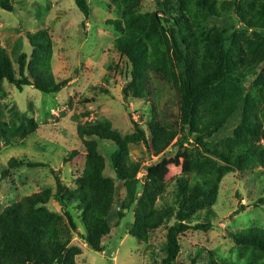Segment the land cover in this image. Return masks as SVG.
<instances>
[{
    "label": "rangeland",
    "instance_id": "1",
    "mask_svg": "<svg viewBox=\"0 0 264 264\" xmlns=\"http://www.w3.org/2000/svg\"><path fill=\"white\" fill-rule=\"evenodd\" d=\"M260 2L237 0L238 13L241 12L244 19L256 15ZM10 3L13 12L0 9V44L7 51L12 69L16 72L20 54L25 53L29 60L33 52L28 35L43 32L51 45L52 75L57 82L65 80L67 84L58 93L42 94L32 88L19 92L6 81L0 83V121L12 128L10 111L15 107L19 116L34 124L33 132H28L24 138H14L12 144L0 140V214L24 196L47 190L54 194L56 176L66 191L76 188L87 163L83 141L76 133L78 126L108 121L125 140L134 132L132 121L148 132L146 124L151 121L154 110L148 100H131L127 104L123 101L122 90L128 82L125 60L113 47V41L120 34L110 24L120 19L121 14L110 0H87L90 16L84 30L82 14L73 0H10ZM140 5V13L157 10L156 0H140ZM238 19L245 28V21L236 17ZM212 24L216 28L224 27L221 19H213ZM229 48L240 56V61L233 57V65L238 67L251 62L257 53H264V43L254 38L249 29H244L243 34L236 33ZM246 72L243 91L248 98L214 137L211 145L215 150L232 154L236 146L252 143L262 154L260 158L247 160L242 169L205 154L212 161L211 167L221 170L219 174H213L214 198L210 200L209 214L205 216V211L195 210L188 223L191 228L178 236L180 251L175 264H264V253L233 239L235 233L264 231V203L258 204V199L264 198V61L252 73L247 69ZM169 109L170 121H173L177 108L173 104ZM257 124L261 126H254ZM248 127L254 131H249ZM234 131H237L236 135ZM192 139L182 146L178 143L170 146L159 156H153L143 144L127 145L129 160L139 164L136 178L142 188L137 193L134 212L128 213L125 220H133L131 215L150 209L164 212L172 208L174 217L178 210V205L173 203L176 180L185 173L189 157L198 149ZM71 150H76L78 156L64 162ZM97 150L105 162L104 172L114 185L110 232L101 244L107 247L120 235L121 239L109 257L105 252H94L73 233L70 246L79 250L73 258L74 263L162 264L159 257L164 251L167 227L174 223V219L161 220L160 226L150 228L145 241L128 233L132 220L126 225L127 231L124 230L118 219L119 214L126 211L123 205L129 198V186L115 178L110 166L109 158L115 146L99 142ZM13 159L43 166H10ZM240 205L246 209L236 213ZM43 208L63 218L54 199ZM68 211L77 229L84 234L77 206L70 205ZM153 219L158 221L157 217ZM206 224L210 225L207 230L192 228Z\"/></svg>",
    "mask_w": 264,
    "mask_h": 264
},
{
    "label": "trees",
    "instance_id": "2",
    "mask_svg": "<svg viewBox=\"0 0 264 264\" xmlns=\"http://www.w3.org/2000/svg\"><path fill=\"white\" fill-rule=\"evenodd\" d=\"M73 2L82 14L84 30L90 16L89 4L87 0ZM110 2L121 14L120 19L110 24L120 34L113 41V47L125 60L128 82L122 90L123 101L125 104L131 100L150 102L154 110L151 121L146 124L148 132L132 121L133 134L122 140L108 121L78 126L76 133L83 141L87 163L76 188L66 191L56 176L54 194L48 190L31 194L6 207L0 214V264H75L73 258L79 250L70 246L73 233L94 252H105L110 257L121 235L107 247L101 244L110 232L109 214L114 204V185L104 172L105 162L97 150L99 142L115 146L109 158L110 166L115 178L129 186V198L123 205L126 211L120 213L118 219L124 230L132 220L125 218L134 212L137 193L142 188V183L136 178L139 164L129 160L127 145L143 144L153 156L164 154L176 143L182 146L191 137L198 147L195 155L189 157L187 170L176 180L173 203L178 205V210L174 217L172 208L164 212L142 210V213L131 215L133 220L128 233L141 241L147 239L150 228L160 226L161 220L174 219V223L167 227L164 251L159 257L162 264H175L180 251L178 236L191 228L188 223L193 212L200 210L205 211V216L209 214L210 200L214 198L212 188L216 187L213 174H219L221 170L212 168V161L205 154L241 169L247 160L260 158L262 154L252 143L251 146L245 143L236 146L232 154L215 150L211 143L248 98L243 91L246 69L252 73L264 61V53L259 52L251 62L238 67L233 65V57L240 61V56L229 48L234 35L243 34L244 29H249L254 38L264 43V0H261L256 15L247 19L238 13L237 0H156L157 10L153 13H140V0ZM0 9L13 12L10 0H0ZM233 13L236 14L234 17ZM236 17L245 21V28ZM213 19L223 20L224 27L216 28L212 24ZM28 41L34 48L33 52L29 60L25 53L19 55L16 72L7 51L0 44V83L6 81L19 92L24 88H32L42 94L60 92L67 81L57 82L52 75L51 45L45 33L28 35ZM173 104L177 111L170 121L172 115L168 110ZM10 112L12 128L0 121V131L4 128L0 140L7 145L15 142L14 138H24L28 132L34 131V124L19 116L15 107ZM247 129L254 131L250 127ZM77 156L78 152L71 150L64 162H70ZM9 165L43 166L14 159ZM51 199L58 204L63 218L43 208ZM258 200V204L264 203V198ZM72 204L81 212L84 234L77 229L68 211ZM245 209L246 206L240 205L236 213ZM154 217L158 218L157 222H154ZM192 228L207 230L210 225ZM126 231L123 232L126 234ZM233 239L264 253L262 230L244 231L240 235L235 233Z\"/></svg>",
    "mask_w": 264,
    "mask_h": 264
}]
</instances>
